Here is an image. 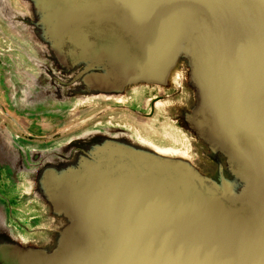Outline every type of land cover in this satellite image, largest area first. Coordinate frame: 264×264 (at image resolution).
Wrapping results in <instances>:
<instances>
[{"label":"water","instance_id":"obj_1","mask_svg":"<svg viewBox=\"0 0 264 264\" xmlns=\"http://www.w3.org/2000/svg\"><path fill=\"white\" fill-rule=\"evenodd\" d=\"M0 92V264H264V0H0Z\"/></svg>","mask_w":264,"mask_h":264},{"label":"flooded vegetation","instance_id":"obj_2","mask_svg":"<svg viewBox=\"0 0 264 264\" xmlns=\"http://www.w3.org/2000/svg\"><path fill=\"white\" fill-rule=\"evenodd\" d=\"M0 94H1V92H0ZM0 98H1V95H0ZM0 122H1V121H0ZM5 125H6V124H4V123L2 124V123H1V124H0V128H4Z\"/></svg>","mask_w":264,"mask_h":264},{"label":"rangeland","instance_id":"obj_3","mask_svg":"<svg viewBox=\"0 0 264 264\" xmlns=\"http://www.w3.org/2000/svg\"><path fill=\"white\" fill-rule=\"evenodd\" d=\"M1 101V100H0ZM3 106H5V105H3ZM6 117V116H5Z\"/></svg>","mask_w":264,"mask_h":264}]
</instances>
